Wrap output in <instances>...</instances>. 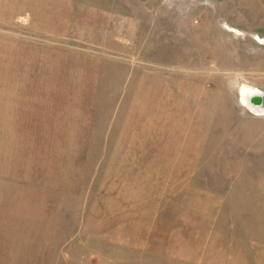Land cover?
Masks as SVG:
<instances>
[{"label": "rangeland", "instance_id": "obj_1", "mask_svg": "<svg viewBox=\"0 0 264 264\" xmlns=\"http://www.w3.org/2000/svg\"><path fill=\"white\" fill-rule=\"evenodd\" d=\"M0 264H264V0H0Z\"/></svg>", "mask_w": 264, "mask_h": 264}, {"label": "bare ground", "instance_id": "obj_2", "mask_svg": "<svg viewBox=\"0 0 264 264\" xmlns=\"http://www.w3.org/2000/svg\"><path fill=\"white\" fill-rule=\"evenodd\" d=\"M242 93H243L246 100L247 99L249 100V95H252L253 97L263 96L262 91L257 90V89H253V88L243 89ZM247 106L254 113H258L261 109L260 105H256L254 103H251L250 101L247 102Z\"/></svg>", "mask_w": 264, "mask_h": 264}, {"label": "water", "instance_id": "obj_3", "mask_svg": "<svg viewBox=\"0 0 264 264\" xmlns=\"http://www.w3.org/2000/svg\"><path fill=\"white\" fill-rule=\"evenodd\" d=\"M252 102L256 105H260L263 101L262 96H256L251 98Z\"/></svg>", "mask_w": 264, "mask_h": 264}]
</instances>
